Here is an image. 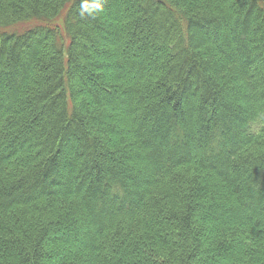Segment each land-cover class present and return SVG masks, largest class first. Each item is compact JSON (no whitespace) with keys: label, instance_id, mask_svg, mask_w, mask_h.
Returning <instances> with one entry per match:
<instances>
[{"label":"trees","instance_id":"1","mask_svg":"<svg viewBox=\"0 0 264 264\" xmlns=\"http://www.w3.org/2000/svg\"><path fill=\"white\" fill-rule=\"evenodd\" d=\"M0 0V264H264V0Z\"/></svg>","mask_w":264,"mask_h":264},{"label":"clouds","instance_id":"2","mask_svg":"<svg viewBox=\"0 0 264 264\" xmlns=\"http://www.w3.org/2000/svg\"><path fill=\"white\" fill-rule=\"evenodd\" d=\"M104 11V0H82L80 7L81 18L92 17Z\"/></svg>","mask_w":264,"mask_h":264}]
</instances>
